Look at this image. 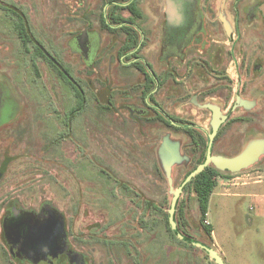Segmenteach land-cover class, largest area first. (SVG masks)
<instances>
[{"label":"rangeland","instance_id":"obj_1","mask_svg":"<svg viewBox=\"0 0 264 264\" xmlns=\"http://www.w3.org/2000/svg\"><path fill=\"white\" fill-rule=\"evenodd\" d=\"M215 1L227 15L234 5L238 33L233 52L246 79L243 95L249 100L243 104L251 107L247 136L249 141L264 140V0ZM101 6L99 0H0V83L11 92L6 127L12 203L27 212H38L44 205L55 209L87 264H212L200 249L168 233L171 190L158 164L165 129L146 120L133 123L119 107L118 74L114 61L107 62L112 54L101 57L97 47L94 66L86 65L79 38L88 23L90 32L100 36ZM14 13L25 14L33 41L41 43L84 90L86 109L69 129L63 121L74 104L72 90L46 61L32 60L33 45H22L14 30ZM157 42L158 38L154 48L160 46ZM107 44L116 47L110 39ZM222 47L230 45L224 42ZM232 77L237 80L235 71ZM109 99L112 104L107 105ZM122 100L123 106L136 103ZM239 146L224 154H237ZM194 165L192 161L173 169V189ZM258 181L248 191L264 196V155L242 172L217 175L215 191L232 192V184ZM146 201L154 210L146 209ZM179 201L186 220L182 229L189 237L206 241L203 226L210 221L216 239L223 241L229 230L233 242L243 244L240 253L246 264H264L261 203L230 199L237 218L227 222L223 210L210 202L207 223L201 224L195 194L186 191ZM142 221L149 226L143 227Z\"/></svg>","mask_w":264,"mask_h":264},{"label":"flooded vegetation","instance_id":"obj_2","mask_svg":"<svg viewBox=\"0 0 264 264\" xmlns=\"http://www.w3.org/2000/svg\"><path fill=\"white\" fill-rule=\"evenodd\" d=\"M99 3L102 4L98 15L100 36L90 32V23L84 31L86 65L94 66L97 47L98 53H103L101 57L108 52L112 54L107 62L109 65L114 61L118 74L121 95L118 105L133 123L146 120L163 126L161 146L174 153L168 155L169 161H174L171 172L192 161L196 165L203 152L206 156L214 128L211 155L233 157L240 153L249 141L251 107L243 104L249 100L243 95L246 79L242 78L233 52L238 33L234 5L227 15L215 0H99ZM156 38L158 48L153 47ZM109 39L116 44L114 50L107 44ZM224 42L230 47H222ZM37 47L56 69L41 56L32 60L43 59L58 76L60 71L84 94L68 69L41 43ZM259 69L260 66H255V70ZM232 71L237 73L236 81ZM10 96L9 87L1 82L0 264H87L85 257L74 249L65 222L55 209L44 205L38 212H27L12 203L10 139L6 127L11 117ZM122 99L136 103L123 106ZM110 104L109 99L107 105ZM236 145L242 147L237 154H224ZM158 164L161 167L159 161ZM145 204L146 209L154 210L150 203ZM140 224L149 226L148 221Z\"/></svg>","mask_w":264,"mask_h":264},{"label":"trees","instance_id":"obj_3","mask_svg":"<svg viewBox=\"0 0 264 264\" xmlns=\"http://www.w3.org/2000/svg\"><path fill=\"white\" fill-rule=\"evenodd\" d=\"M14 15L16 17V21L14 23V30H15L16 34L18 35L22 45L24 47H27L29 44H32L33 48H34V52H33L32 57L36 58V57L41 56L44 60L49 62V60L45 57V55L43 53H41L40 50L38 49L37 44H39V43L37 41H33L32 37H31V33H30V26L26 20L25 14L24 13H14ZM52 67H54V66L52 65ZM58 74H59V77L64 79L70 85V87L73 91L74 104L66 111V115H65V118L63 121L64 127L69 129V128H71V124L77 118V116H79L86 109L87 99L85 98L84 94H82V92H80L75 85H72L71 81L69 82L67 80V78L60 71H58ZM204 158H205V152L202 153V157H201V159H199V161H197L196 165H194L191 168V170H189L185 174V176L183 177V180L191 171H193L197 167V165L201 164L204 161ZM217 175L222 176V178H226L227 176H229L231 174L227 173V172H220V171L216 170L212 165H209L200 174L195 176L192 179V181L190 183H188L185 186V188L183 189L185 192L186 191H192L195 194L196 200L198 203L199 212H200V218L202 220L201 224H202V222H205V218H206L207 213H208L209 199L217 187V183L215 182V177ZM174 221H175L176 226H177V233L182 235V239L181 240L178 239L176 237V233L171 230V227H170L169 222H168V214H166L165 224L167 226V230H168V233H169L171 239L176 240L178 242H181V243L188 245V246H191V247H193V246L190 245L189 240H194V241L201 242L208 247L213 248L212 240H211L212 228H211L210 224L203 226L205 237L207 238L206 241H199L197 239L191 238L183 231L182 226L186 225V220H185V216H184V206L181 204V202L179 200H178L177 205H176V211L174 214ZM205 256L208 257L206 254H205ZM210 262H212V261H210ZM212 264H213V262H212Z\"/></svg>","mask_w":264,"mask_h":264},{"label":"water","instance_id":"obj_4","mask_svg":"<svg viewBox=\"0 0 264 264\" xmlns=\"http://www.w3.org/2000/svg\"><path fill=\"white\" fill-rule=\"evenodd\" d=\"M222 22L225 26V29L227 30L228 24L227 22L222 19ZM229 30V29H228ZM84 38H85V32L81 35L79 38V47L82 53H84L83 50V43H84ZM215 129L213 130L212 134L209 136V145L207 148L206 156L204 161L197 165V167L191 171L185 179L181 182V184L173 189L172 186V177H171V169L173 166L174 161H169L168 155H173V152H168L164 146H162L161 154L163 157L162 159V170L164 172V175L168 181L169 188L171 190V199H170V204H169V209L167 211L168 214V222L171 227V230L176 233V237L178 239H182V235L177 233V226L174 221V214L176 211V205L177 202L183 192V189L185 186L192 181V179L200 174L206 167L209 165H212L216 170L220 172H227L230 174H236L239 172H242L252 165H254L258 159L264 155V140H250L244 147V149L238 153L236 156L233 157H225L222 155H211V145H212V140L215 135ZM177 156L179 155L178 153L176 154ZM61 228H62V222H61ZM190 245L193 247H196L203 251L208 258L213 262V264H225L224 260L222 257L219 255V253L211 247L206 246L205 244L194 241V240H189Z\"/></svg>","mask_w":264,"mask_h":264},{"label":"crops","instance_id":"obj_5","mask_svg":"<svg viewBox=\"0 0 264 264\" xmlns=\"http://www.w3.org/2000/svg\"><path fill=\"white\" fill-rule=\"evenodd\" d=\"M259 182L260 181L252 185H248L247 183L232 184L230 187H235L232 190V192L214 191V193L211 195L209 199V204L210 202L211 203L214 202L215 207H218V209L221 208L227 217L226 219L227 222L234 221L237 218V212L235 209L233 210L230 209V205L232 203L230 202V199L232 198L250 199V200L258 201L259 203H261L262 206H264V196L248 191L249 186L258 185ZM207 217H208V213H207ZM209 224L212 228V233H211L212 246L222 257L225 264H229V263L246 264V261L244 260V256H241L242 254L240 253V251H243V244L233 242L232 232L227 230L225 239L223 241H220L216 239L215 230L211 225L210 221Z\"/></svg>","mask_w":264,"mask_h":264},{"label":"built area","instance_id":"obj_6","mask_svg":"<svg viewBox=\"0 0 264 264\" xmlns=\"http://www.w3.org/2000/svg\"><path fill=\"white\" fill-rule=\"evenodd\" d=\"M206 218H207V216H206ZM206 222V221H205ZM207 223V222H206Z\"/></svg>","mask_w":264,"mask_h":264}]
</instances>
